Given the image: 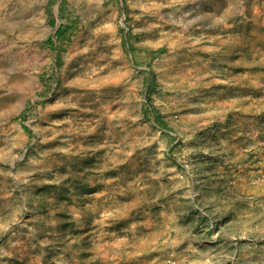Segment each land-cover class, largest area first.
<instances>
[{
    "label": "rangeland",
    "instance_id": "obj_1",
    "mask_svg": "<svg viewBox=\"0 0 264 264\" xmlns=\"http://www.w3.org/2000/svg\"><path fill=\"white\" fill-rule=\"evenodd\" d=\"M0 264H264V0H0Z\"/></svg>",
    "mask_w": 264,
    "mask_h": 264
},
{
    "label": "trees",
    "instance_id": "obj_2",
    "mask_svg": "<svg viewBox=\"0 0 264 264\" xmlns=\"http://www.w3.org/2000/svg\"><path fill=\"white\" fill-rule=\"evenodd\" d=\"M62 32H63V31H62V27L58 28L57 31H56V36H57V37L62 36ZM18 119H22V118L19 117Z\"/></svg>",
    "mask_w": 264,
    "mask_h": 264
}]
</instances>
